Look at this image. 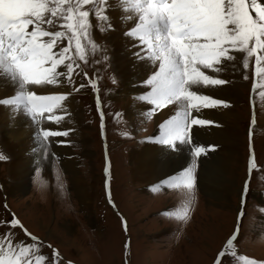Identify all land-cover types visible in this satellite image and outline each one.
I'll return each mask as SVG.
<instances>
[{"label":"snow or ice","instance_id":"6c2138e0","mask_svg":"<svg viewBox=\"0 0 264 264\" xmlns=\"http://www.w3.org/2000/svg\"><path fill=\"white\" fill-rule=\"evenodd\" d=\"M117 11L127 50L135 63L149 69L133 84L140 89L134 99L144 102L145 110L153 114L164 115L161 110L169 106L175 109L158 124L159 134L149 140L166 149L169 158L186 151L189 162L165 175L153 189L179 190L184 199L182 210L166 211L164 215L187 221L202 179L201 158L206 159L219 147L195 139L201 130L221 126L203 112L231 106L226 99L204 90L231 83L220 74L226 67L235 66L237 53L244 54L243 68L247 70L252 59L254 77L264 80V0H0V88L10 89L8 95L0 96V106L14 115L22 113L31 121L37 143L32 149L38 153L34 169L37 176L39 162L53 155L48 152L50 144L63 143L58 138L71 131L44 124L61 123L68 115L65 105L73 93L86 86L91 88L103 129L100 75L95 66L106 67L109 57L93 38V29L100 33L114 30L110 13ZM97 53H101L99 58ZM89 67L94 75H89ZM54 87L63 90L52 92ZM6 159V154L0 153V161ZM254 167L250 155L249 171ZM105 172H109L108 167ZM249 183L246 180L241 189V204ZM108 199L111 203L110 191ZM243 216L244 212L238 210L235 228L213 264L237 255ZM7 226L21 229L31 242L16 240L12 231L0 234V264H47L46 257L39 254L42 242L24 228L15 214ZM58 257L53 252V259L58 261ZM241 259L247 264H264L247 257Z\"/></svg>","mask_w":264,"mask_h":264},{"label":"rangeland","instance_id":"374dc122","mask_svg":"<svg viewBox=\"0 0 264 264\" xmlns=\"http://www.w3.org/2000/svg\"><path fill=\"white\" fill-rule=\"evenodd\" d=\"M102 34L93 29V38L109 57L106 67L95 66L100 75L103 129L96 95L87 86L69 98L65 105L68 115L56 125L71 129L64 140L78 161L88 200L80 198L72 175L55 154L39 162V176L34 171L37 167V159H34L26 173L25 187L19 190L11 187L6 165L9 159L0 161V234L12 231L16 240L31 242L21 229L7 226V221L15 214L24 228L42 242L39 254L46 257L47 264H68L69 261L71 264H213L233 232L238 210H241L244 216L235 247L237 255L222 258L221 264H247L241 257L264 261V95H261L264 88L260 87L264 80L254 77L253 60L250 59L249 68L245 70L244 54H235L238 56L234 85L237 97L225 108L232 109L236 116L240 137L237 159L230 162L221 176L213 164L211 168L207 165L227 144L210 142L219 147L206 159L201 158V177L208 171L211 181L224 185L223 192L214 198L205 193L201 184L195 192L189 218L180 221L164 213L182 210L183 194L177 189L154 190L153 185L165 176L141 181L132 172L134 152L151 141L149 138L155 136L157 125L166 117L157 121L160 113L146 111L145 103L134 99L135 93H126L122 77L106 48L108 42L99 37ZM100 55L97 53V58ZM88 72L95 74L92 67ZM245 75L248 79H244ZM254 83L256 88H253ZM204 91L211 94L208 89ZM121 92L132 97L133 102L136 100L143 107V113H136L134 104L126 107ZM172 108L161 111L168 116ZM159 148L156 152L162 160L167 150ZM0 153L4 154L2 148ZM250 155L255 164L251 171L248 168ZM188 162L189 157L183 165ZM178 170L175 168L172 173ZM246 180L250 183L241 204V189ZM53 252L59 254L58 261L53 259Z\"/></svg>","mask_w":264,"mask_h":264},{"label":"bare ground","instance_id":"6f19581e","mask_svg":"<svg viewBox=\"0 0 264 264\" xmlns=\"http://www.w3.org/2000/svg\"><path fill=\"white\" fill-rule=\"evenodd\" d=\"M110 15L113 17L112 23L114 25V30L105 31L99 37L105 38L109 43L106 44V48L112 55V63L116 68L115 70H117L119 75L122 77L123 85L126 87L125 90H127L126 93H135L136 96H138L140 89L133 87V84L144 78L146 73L149 72V69H147L143 64L135 63L133 58L131 57L130 52L127 50L128 41L121 34L122 21L116 18L119 15L118 11L112 12L110 13ZM101 44L104 43L102 42ZM237 61L238 56H236V59L234 61L235 66L226 67L225 70L220 74L224 79L230 80L231 83L216 89H208L212 95H214L215 97L228 99L229 102H234L236 100L237 93L234 85L236 82L235 63ZM0 83H2V81H0ZM61 90L63 89H57L55 87L51 89L52 92ZM9 93L10 89L7 86L0 88V96H5ZM38 94L50 93L38 92ZM121 95V97L125 98L126 107L134 104L135 109H137L136 113H143V107L137 104L136 100L133 102L132 97H126L123 92H121ZM203 114L207 118L214 119L221 126H210L207 131L201 130L196 134L195 138L197 139L198 143H201L200 141H203V144L205 145L209 144L210 142L227 144L226 149H219V154L217 152L216 158H213V161L209 160L210 163H208L207 165V167H210L213 164L215 169L222 176L223 173L228 170L230 162L237 159L236 154L238 152L237 149H239L237 146L240 137L236 123V116L233 113L232 109L227 110L225 108L204 110ZM166 115V112H164V115L159 114L157 116V121L162 117H167ZM130 117H132V115ZM61 122H63V120ZM44 126L48 127L51 125H49V123L46 121ZM53 127L59 128L56 125H53ZM156 130L157 131L155 132V135H158V127ZM33 132L34 127L32 126L31 121L26 116H24L22 113L14 115L8 108L0 106V148H2V151L9 159V161L6 163L8 170H5L9 171L12 189L19 190L25 187L26 173L28 172L30 164L34 161V159H37L38 153L32 151L33 148L37 147ZM58 139L64 142H56L50 144L48 151L50 154H55L60 158L64 168L68 170L72 175L71 179L73 181V184L77 188V193L80 194V198H83L87 201L88 192L84 187L85 179L80 176V172L77 166L78 161L74 156V153L72 152L70 146L68 145V142L64 140V137H60ZM159 147L160 145L149 141L143 148H141V150L134 152L136 158L134 161H132V172L136 179H139L141 181H150L153 179L162 178L165 175L172 173L175 168H180V166L183 165L189 157L186 151H182L179 154L172 156L171 158H169L167 153L165 158L160 160L158 158L159 154L157 155L156 152ZM159 150L162 149L159 148ZM208 176H210V173L208 171L204 172V177L201 179L200 185H203L205 193L207 195H211L214 198H217L220 194H222L224 185L221 182L211 181L210 177ZM226 180L230 181L228 178H226ZM15 190H12V192Z\"/></svg>","mask_w":264,"mask_h":264}]
</instances>
